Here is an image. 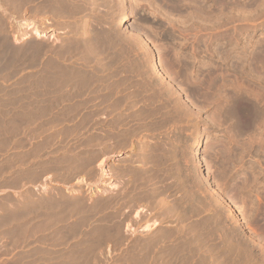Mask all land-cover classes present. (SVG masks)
Masks as SVG:
<instances>
[{
    "label": "rangeland",
    "instance_id": "rangeland-1",
    "mask_svg": "<svg viewBox=\"0 0 264 264\" xmlns=\"http://www.w3.org/2000/svg\"><path fill=\"white\" fill-rule=\"evenodd\" d=\"M60 2L0 0V264H264V0Z\"/></svg>",
    "mask_w": 264,
    "mask_h": 264
},
{
    "label": "bare ground",
    "instance_id": "bare-ground-1",
    "mask_svg": "<svg viewBox=\"0 0 264 264\" xmlns=\"http://www.w3.org/2000/svg\"><path fill=\"white\" fill-rule=\"evenodd\" d=\"M60 1H62V0H60ZM72 1H73V0H72ZM76 1H77V0H76ZM76 1L74 0L75 3H76ZM93 1H95V0H92V2H93ZM184 1H185V0H184ZM191 1H192V0H190V3H191ZM63 2H64V1H63ZM188 2H189V1H188ZM193 2H194V1H193ZM49 3H50V2H49ZM49 3H48V1H47V4H49ZM61 3H62V2H60V4H61ZM65 3H67L66 0H65ZM65 3H64V4H65ZM71 3H72V2H71ZM86 3H87V2H86ZM64 4L62 3L61 5L64 6ZM90 4H91V3H90ZM93 4L96 5L95 2H94ZM185 4H188V3H184V5H185ZM45 5H46V3H45ZM61 5H60V6H61ZM67 5L70 6V5H69V1H68V4H67ZM46 6H47V5H46ZM71 6H72V5H71ZM73 6H75L74 3H73ZM77 6H78V5H77ZM43 7H44V6H43ZM179 7H180V5H179ZM185 7H186V5H185ZM188 7H189V5H188ZM188 7H187V8H188ZM190 7H191V6H190ZM190 7H189V8H190ZM47 8H49V5H48ZM50 8H52V7H50ZM61 8H63V7H61ZM65 8H66V6H64V10H65ZM78 8H79V6H78ZM86 8H87V7H86ZM93 8H94V7H92V9H93ZM200 8H201V7H200ZM68 9L70 10L71 7H70V8L68 7ZM88 9H89V8H88ZM88 9H87V10H88ZM201 9H202V8H201ZM58 10H59V9H58ZM69 10H68V11H69ZM71 10H72V9H71ZM71 10H70V11H71ZM74 10H75V9H74ZM78 10L81 11L82 9H81V10L78 9ZM78 10H76V12H77ZM83 10H84V9H83ZM85 10H86V9H85ZM198 10H199V9H198ZM53 11L55 12L54 9L52 10V12H53ZM60 11H62V10H60ZM193 11H194V10L192 9V10L190 11V13H191V12L194 13ZM195 11H196V9H195ZM200 11H201V10H200ZM58 12H59V11H58ZM65 12H66V11H65ZM71 12H72V11H71ZM71 12H70V14H71ZM76 12H75V13H76ZM196 12H197V11H196ZM196 12H195V13H196ZM201 12H202V11H201ZM201 12H200V13H201ZM203 12H204V10H203ZM61 13H62V12H61ZM67 13H68V12H67ZM73 13H74V11H73ZM197 13L199 14V12H197ZM59 14H60V13H59ZM70 14H68V15H70ZM192 15H193V14H192ZM61 16L63 17V15H61ZM72 16H73V15H72ZM74 16H75V15H74ZM74 16H73V18H74ZM69 17H71V16H69ZM74 19H75V18H74ZM126 19H127V17H125L123 21H125ZM66 20H68V19L66 18ZM78 21H79V20H78ZM91 21H92V20H91ZM73 23H74V22H73ZM85 23H87V22H85ZM77 24H79V23H77ZM83 24H84V23H83ZM89 24H91V23H89ZM80 25H81V24H80ZM85 25H86V24H85ZM25 26H27V24H26ZM82 26H83V25H82ZM28 27H29V26H28ZM75 27H76V25H75ZM80 27H81V26H78L79 29L82 28V27H81V28H80ZM87 27H88V26H87ZM33 28H35V26H34ZM78 28H76V29H78ZM84 28H85V27H84ZM36 29H37V28H36ZM76 29H75V30H76ZM79 29H78V30H79ZM75 30H73V32H74ZM82 30H83V29H82ZM84 30H85V29H84ZM84 30H83V31H84ZM87 30H88V29H87ZM87 30H86V31H87ZM89 30H90V29H89ZM36 31H38V30H36ZM38 32H39V31H38ZM76 32H77V31H76ZM84 32H85V31H84ZM88 32H89V31H88ZM77 33H78V32H77ZM74 34H75V33H74ZM83 34H84V33H83ZM86 34H87V33H86ZM88 34H89V33H88ZM81 35H82V32H81ZM81 35H80V36H81ZM75 36H76V34H75ZM75 36L73 37V38H74V41H75ZM77 36H78V35H77ZM83 36H84V35H83ZM89 37H90V36H89ZM92 37H93V35H92ZM92 37H91V38H92ZM95 37H96V36H95ZM222 37H223V36H222ZM225 37H227V36L225 35ZM76 38H77V37H76ZM91 38H90V40H89L90 42H92V41H91ZM93 38H94V37H93ZM219 38H220V37H219ZM223 38H224V37H223ZM225 39H226V38H225ZM225 39H224V40H225ZM229 39H230V38H229ZM67 40H68V39H67ZM72 40H73V39H72ZM221 40H222V38H221ZM93 41H94V40H93ZM95 41H96V38H95ZM68 42H69V41H68ZM68 42H67V43H68ZM87 42H88V41H87ZM223 42H224V41H223ZM40 43H41V42H40ZM69 43H70V42H69ZM77 43H81V41H80V42L77 41ZM82 44H83V43H82ZM84 44H85L86 47H87L88 44H86V42H85ZM84 44H83V45H84ZM94 44H95V43H94ZM38 45H39V44H38ZM69 45H70V44H69ZM71 45H72V43H71ZM71 45H70V46H71ZM73 45H75V44L73 43ZM73 45H72V46H73ZM76 45H77V44H76ZM85 45H84V46L81 45V46H82V47H85ZM90 45H91V44H90ZM90 45H89V47H90ZM92 45H93V44H92ZM33 46H34V45H33ZM79 46H80V45H79ZM95 46H96V45H95ZM36 47H37V46H36ZM38 47H39V46H38ZM38 47H37V48H38ZM65 47H66V46H65ZM93 47H94V45H93ZM43 48H44V43L42 42V44L40 45V49H43ZM47 48H48V46H47ZM49 48H50V47H49ZM67 48H68V46H67ZM80 48H81V47H80ZM80 48H79V49H80ZM38 49H39V48H38ZM51 49H52V48H51ZM51 49H49V50H51ZM68 49H69V48H68ZM73 49L75 50L76 48L73 47ZM73 49H71V50H73ZM95 49H96V48H95ZM34 50H35V49H34ZM43 50H44V49H43ZM53 50H54V49H53ZM53 50H52V51H53ZM55 50H56V49H55ZM64 50H66V49H64ZM71 50H69V52H70ZM80 50H81V49H80ZM37 51H38V50H37ZM41 51H42V50H41ZM45 51H46V50H45ZM57 51H59V50H57ZM62 51H63V49H62ZM66 51H67V50H66ZM76 51H77V50H76ZM76 51H75V52H76ZM153 51H154V50H152V49H150V48H149V50H148L149 55H150V58H151V62H152V67H153L155 73H153L152 71H151V72L153 73V75H155V74L157 73V74H158L159 76H161L162 78H163V77L165 78V77L167 76V75L165 74L166 72L163 71V68H161V66L159 65V64H161L160 62H156V61H154V54H153L154 52H153ZM53 52H54V51H53ZM71 52H72V51H71ZM71 52H70V54H71ZM36 53H37V52H36ZM38 53H39V52H38ZM41 53H42V52H41ZM47 53H48V50H47ZM50 53H51V52H50ZM64 53H65V51H64ZM79 53H80V52H79ZM53 54H54V53H53ZM56 54H58V52H57ZM59 54H61L60 51H59ZM73 54H74V53H73ZM36 55H37V54H36ZM43 55H44V54H43ZM74 55H75V54H74ZM39 56H40V55H39ZM61 56H62V55H61ZM58 57H59V56H58ZM62 57H63V56H62ZM62 57H61V58H62ZM156 57H157V56H156ZM148 58H149V57H148ZM150 58H149V59H150ZM149 59H148V60H149ZM158 61H159V60H158ZM39 62H40V61H39ZM149 62H150V60H149ZM36 63H38V62H36ZM47 63H48V62H47ZM158 63H159V64H158ZM162 63H163V62H162ZM33 64H34V63H33ZM39 64H40V63H39ZM45 64H46V62H45ZM131 64L134 65L133 63H131ZM131 64H130V65H131ZM148 64H149V63H148ZM148 64H147V67L149 68ZM165 64H166V63H165ZM165 64H164V66H165ZM34 65H35V64H34ZM43 65H44V64H43ZM49 65H50V64H49ZM132 65H131V66H132ZM135 65L137 66V64H135ZM139 65H141V64H139ZM139 65H138V66H139ZM149 65H150V64H149ZM161 65H162V64H161ZM35 66H36V65H35ZM37 66H38V65H37ZM37 66H36V67H37ZM45 66H47V65H45ZM50 66H51V65H50ZM50 66H49V67H50ZM128 66H129V65H128ZM142 66H143V65H142ZM164 66H163V67H164ZM188 66H189V65H188ZM129 67H130V66H129ZM133 67L135 68V66H133ZM139 67H140V66H139ZM152 67H151V68H152ZM165 67H166V66H165ZM168 67H169V66H168ZM43 68H45V67H43ZM185 68H186V66H185ZM189 68H190V67H188V69H189ZM191 68H192V67H191ZM47 69H48V67H47ZM135 69H136V68H135ZM135 69H132V70L135 71ZM166 69H168V68L166 67ZM186 69H187V68H186ZM42 70H43V69H42ZM49 70H50V69H49ZM138 70H139V69H138ZM151 70H152V69H151ZM168 71H169V69H168ZM168 71H167V72H168ZM42 72H44V70H43ZM136 72H137V71H136ZM45 73H46V72H45ZM50 74H51V73H50ZM50 74H49V76H50ZM138 74H139V73H138ZM157 74H156V75H157ZM42 75H43V74H42ZM135 75H136V73H135ZM153 75H151V77H152ZM156 75H155V76H156ZM40 76H41V75H40ZM136 76H137V75H136ZM155 76H154V77H155ZM159 76H158V77H159ZM43 77H44V76H43ZM47 77H48V74H47ZM129 77H130V76H129ZM154 77H153V79H155ZM156 77H157V76H156ZM158 77H157V78H158ZM167 78H170V77H167ZM44 79H45V78H44ZM123 79H125V77H124ZM143 79H144V78H143ZM159 79H160V78H159ZM45 80L48 81V79H45ZM128 80H129V79H128ZM128 80H127V81H128ZM140 80H141V79H140ZM144 80H146V79H144ZM151 80H152V79H151ZM162 80H163V79H162ZM167 80H173V78H170V79H167ZM102 81H103V80H102ZM102 81H101V82H102ZM121 81H122V80H121ZM121 81L119 80V82H121ZM123 81H124V80H123ZM125 81H126V80H125ZM160 81H161V80H160ZM173 81H174V80H173ZM173 81H172L171 83H173ZM36 82H37V81H36ZM44 82L46 83V81H44ZM119 82H118V83H119ZM130 82H132V81H129V84H131ZM148 82H149V81H148ZM222 82H223V81H222ZM45 83H44V84H45ZM47 83H48V82H47ZM89 83H91V82L89 81ZM106 83H107V82H106ZM116 83H117V82H116ZM121 83H122V82H121ZM125 83H126V82H125ZM127 83H128V82H127ZM140 83L142 84V83H146V82H145V81H144V82H143V81H142V82L140 81ZM150 83H151V82H150ZM150 83H149V84H150ZM154 83H155V82H154ZM158 83H159V82H157V84H158ZM171 83H170V84H171ZM195 83H196V82H195ZM38 84H39V83H38ZM38 84H37V85H38ZM100 84H101V83H100ZM102 84H103V83H102ZM123 84H124V83H123ZM133 84H134V83H133ZM141 84H137V86H138V85H141ZM151 84H152V83H151ZM157 84H156V85H157ZM174 84H176V83L174 82ZM192 84H193V81H192ZM201 84H202V83H201ZM217 84H220V83H217ZM217 84H216V85H217ZM222 84H223V83H222ZM35 85H36V84H35ZM37 85H36V86H37ZM46 85H47V84H46ZM104 85H105V83H104ZM116 85H117V84H116ZM124 85H127V84H124ZM144 85H145V84H144ZM147 85H148V84H147ZM147 85H146V86H147ZM166 85H167V84H166ZM168 85H169V82H168ZM99 86H100V85H99ZM101 86H102V85H101ZM108 86H109V84H108ZM119 86H120V85H119ZM122 86H123V85H122ZM132 86H133V85H132ZM134 86H135V85H134ZM142 86H143V85H142ZM176 86H177V84H176ZM40 87H41V84H40ZM106 87H107V85H106ZM110 87H111V86H110ZM115 87H116V86H115ZM120 87H121V86H120ZM123 87H124V86H123ZM123 87H122V88H123ZM126 87H128V86H126ZM148 87H149V86H148ZM170 87H171V89L173 88V86H171V85H170ZM174 87H175V86H174ZM177 87H178V86H177ZM38 88H39V86H38ZM42 88H43V87H42ZM42 88H41V89H42ZM46 88H47V87H46ZM48 88H49V87H48ZM103 88H104V86H103ZM128 88H129V87H128ZM130 88H131V85H130ZM130 88H129V89H130ZM132 88H133V87H132ZM139 88H140V87H139ZM139 88H138V89H139ZM36 89H37V88H36ZM39 89H40V88H39ZM41 89H40V90H41ZM110 89H111V88H110ZM123 89H124V88H123ZM143 89H144V88H143ZM37 90H38V89H37ZM49 90H50V89H49ZM111 90H112V89H111ZM132 90H133V89H132ZM135 90H136V88H135ZM139 90H140V89H139ZM174 90H176V89H174ZM42 91H43V90H42ZM42 91H41V93H42ZM45 91H46V90H45ZM45 91H44L43 93L46 94V92H47L48 90H47L46 92H45ZM100 91H102V90H100ZM133 91H134V90H133ZM169 91H170V90H169ZM172 91H173V89H172ZM172 91H170V92H172ZM36 92H37V91H36ZM50 92H51V91H50ZM122 92H123V91H122ZM140 92H141V91H140ZM140 92H136V93L134 92V93L137 94V93H140ZM144 92H145V91H144ZM155 92H156V91H155ZM173 92H174V91H173ZM119 93H120V91H119ZM130 93H132V92H130ZM130 93H129L128 95H130ZM134 93H133V95H134ZM37 94H39V93H37ZM47 94L49 95L48 92H47ZM105 94H106V93H105ZM122 94H123V93H122ZM140 94H141V93H140ZM145 94H146V93H145ZM151 94H152V93H151ZM172 94H174V93H172ZM41 95H42V94H41ZM131 95H132V94H131ZM133 95H132V96H133ZM165 95H167V94H165ZM43 96H44V94H43ZM123 96H124V94H123ZM123 96H120V98H122ZM125 96H127V95L125 94ZM125 96H124V97H125ZM132 96H131V97H132ZM135 96H138V97H139L138 94L135 95ZM145 96H146V95H145ZM39 97H41V96L39 95ZM39 97H38V98H39ZM142 97H143V95H142ZM142 97H141V98H142ZM149 97H151V96H149ZM153 97L155 98L156 96H153ZM170 97H171V96H170ZM128 98H129V96L126 97V99H125V98H124V99L122 98V99L125 101V100H127ZM133 98H135V97L133 96ZM139 98H140V97H139ZM139 98H137V99H139ZM141 98H140L139 100H141ZM145 98H146V97H145ZM145 98H144V99H145ZM154 98H153V99H154ZM156 98H157V97H156ZM137 99H136V100H137ZM142 99H143V98H142ZM151 99H152V97H151ZM170 99H171V98H170ZM37 100H38V99H37ZM120 100H121V99H120ZM120 100H119V102H121ZM123 100H122V101H123ZM130 100H131V99H130ZM133 100H134V99H132V101H133ZM147 100H148V99H147ZM149 100H150V99H149ZM124 101H123V102H124ZM127 101H128V100H127ZM127 101H125V102H127ZM155 101H157V100H155ZM159 101H160V100H159ZM38 102H39V101H38ZM50 102H51V101H50ZM151 102H152V101H151ZM157 102H158V101H157ZM40 103H42V102L40 101ZM52 103H53V102H52ZM153 103H155V102L153 101ZM42 104H43V103H42ZM44 104H45V103H44ZM54 104H55V103H54ZM56 104H58V103H56ZM120 104H121V103H120ZM49 105H50V104H49ZM52 105H53V104H52ZM117 119H118V118H117ZM122 122H123V121H122ZM122 122H121V123H122ZM117 123H118V122H117ZM115 124H116V123H115ZM118 124H119V123H118ZM118 124H116V125H118ZM121 125H122V124H121ZM121 125H120V126H121ZM125 126H126V125H125ZM129 126H130V125H128V127H129ZM119 128H121V127H119ZM124 128H125V127H124ZM124 128H123V129H124ZM126 128H127V127H126ZM129 128H130V127H129ZM129 128H128V129H129ZM132 129H133V128H132ZM109 130H110V128H109ZM133 130H134V129H133ZM130 131H131V130H130ZM115 132H116V130H115ZM120 132H121V131H120ZM113 133H114V130H113ZM117 133H118V132H117ZM122 133H124V132L122 131ZM122 133H121V135H122ZM130 133H131V132H130ZM130 133H127V134H130ZM125 134H126V133H124V135H125ZM131 135H132V134H131ZM116 137H117V136H116ZM120 137H126V136H120ZM129 137H130V135H129ZM131 138H132V137H131ZM125 139H126V138H125ZM127 139H128V138H127ZM132 139H134V138H132ZM132 139H131V140H132ZM132 141H133V140H132ZM126 142H127V141H126ZM129 142H130V141H129ZM133 142H134V141H133ZM148 144H149V143H148ZM133 145H134V144H133ZM148 146H149V145H148ZM149 147H150V146H149ZM144 155H145V154H144ZM146 155H147V154H146ZM144 163H145V162H144ZM54 167H56V166L54 165ZM105 168H106V167H105ZM107 170H108V169H107ZM101 172H102V171H101ZM117 173H118V171H117ZM119 173H120V172H119ZM105 174H106V173H105ZM120 174H121V173H120ZM108 175H109V174H108ZM101 176H103V175L101 174ZM104 177H105V176H104ZM106 177H107V176H106ZM100 178H102V177H100ZM100 182H101V181H100ZM111 185H112V184H111ZM112 187H113V186H112ZM116 187H117V186H116ZM111 189H112V188H111ZM113 189H114V188H113ZM113 189H112V190H113ZM117 189H118V188H117ZM114 190H115V189H114ZM124 190H125V189H124ZM45 191H46V190H45ZM99 191H100V190H99ZM94 192H95V191H94ZM122 192H123V191H122ZM126 192H127V191H126ZM126 192H125V194H124V193H122V194H123V195H126ZM96 193H97V192H96ZM116 193H117V192H116ZM60 194H61V193H60ZM60 194H58V195L60 196ZM118 194H119V192H118ZM115 195H116V194H115ZM120 195H121V194H120ZM55 197H56V196H55ZM55 197H53V198H55ZM117 197H120V196L117 195ZM117 197H116V198H117ZM122 197H123V196H122ZM124 197H126V196H124ZM53 198H52V200H54ZM114 199H115V196H114ZM121 199H122V198H121ZM124 199H125V198H124ZM52 200H51V201H52ZM76 200H77V199H76ZM118 200H119V199H118ZM118 200H117V201H118ZM227 200H228V199H227ZM64 201H65V200H64ZM64 201H63V203H64ZM69 201H70V200H69ZM69 201H67V202L69 203ZM56 202H57V201H56ZM75 202H76V201H75ZM77 202H78V201H77ZM60 203H61V202H60ZM65 203H66V201H65ZM73 203H74V202H73ZM224 203H225V202H224ZM57 205H59V204L57 203L55 206H57ZM62 205H63V204H62ZM65 205H66V204H65ZM225 205H226V207L229 209L232 218L235 219L237 222L240 221V220H239V219H240V218H239V212H238L237 208L235 207V205H232L230 202H226ZM63 206H64V205H63ZM53 207H54V206H53ZM58 207H59V206H57V208H58ZM61 207H62V206H61ZM61 207H60V208H61ZM63 208H65V207H63ZM49 209H50V208H49ZM75 209H76V208H75ZM50 210H51V209H50ZM50 210H49V211H50ZM53 210H54V209L52 208V212H53ZM57 210H59V209H57ZM57 210H56V211H57ZM65 212H66V210H65ZM53 213H54V212H53ZM58 213H59V212H58ZM58 213H57V214H58ZM62 213H63V211H62ZM53 215L56 216L55 214H53ZM59 215L61 216L60 213H59ZM71 215H72V214H71ZM61 218H62V216H61ZM241 222H242V221H241ZM216 223H217V222H216ZM219 223H220V222H219ZM185 224H187V223H185ZM185 224H184V225H185ZM149 225H150V224H149ZM184 225H183V226H184ZM188 225H189V224H188ZM118 227H119V224H118L117 228H118ZM144 228H145V227H144ZM145 229H147V227H146ZM148 229H150V228H148ZM85 230H86V229H85ZM82 234H83V232H82ZM118 234H119V233H117V235H118ZM112 235L114 236V234H112ZM124 235H125V234H124ZM109 236H110V239H111V235H109ZM113 236H112V237H113ZM118 236H119V235H118ZM121 236H122V235H120V237H121ZM125 236H126V235H125ZM125 236L121 237L120 240H122V241L124 240V241H125V240H126ZM164 236H165V235H164ZM164 236L161 235V237L158 236L157 238L155 237L156 239H154V240L152 239V240H153L154 243H156V244H157V243H164V242H165V238H164ZM114 237H116V234H115ZM126 237H128V236H126ZM148 237H149V236H148ZM153 237H154V236H153ZM165 237H167V236H165ZM173 237H174V236H173ZM182 237H183V236H182ZM182 237L180 236V238H182ZM93 238H94V237H93ZM108 238H109V237H108ZM139 238H140V237H138V239H139ZM171 238H172V237H171ZM174 238H176V237H174ZM178 238H179V237H177V239H178ZM180 238H179V240H180ZM183 238H184V237H183ZM183 238H182V239H183ZM97 239H98V238H97ZM100 239H101V238H100ZM104 239H105V238H104ZM110 239H109V240H110ZM112 239H113V238H112ZM115 239H116V238H115ZM117 239H119V238L117 237ZM128 239H130V238H128ZM135 239H136V238H135ZM138 239H137V240H138ZM166 239H167V238H166ZM94 240L97 241L96 239H94ZM98 240H99V239H98ZM102 240H103V239H102ZM149 240H150V239H149ZM171 240H172V239H171ZM171 240L169 239V241H171ZM185 240H186V239H185ZM188 240H189V239H188ZM193 240H194V239H193ZM241 240H242V239H241ZM241 240H240V242H241ZM106 241H107V239H106ZM106 241H105V242H106ZM113 241H114V240H113ZM118 241H119V240H118ZM124 241H123V243H124ZM131 241H132V240H131ZM131 241H127V242L129 243V242H131ZM139 241H140V240H139ZM139 241H138V243H139ZM150 241H151V240H150ZM153 241H151V242H153ZM166 241H167V240H166ZM169 241H168V242H169ZM194 241H195V240H194ZM238 241H239V240H238ZM238 241H237V242H238ZM246 241H247V240H246ZM76 242H77V241H76ZM100 242H102V241L100 240ZM107 242H108V241H107ZM116 242H117V241H116ZM144 242H145V241H144ZM172 242L175 243L174 241H172ZM177 242H179V241H176L175 244H177ZM242 242H243V241H242ZM242 242H241V243H242ZM244 242H245V241H244ZM97 243H98V241H97ZM103 243H104V241H103ZM113 243H114V242H113ZM121 243H122V242H120L119 244L121 245ZM140 243H141V242H140ZM170 243H171V242H170ZM170 243H169V244H170ZM192 243H193V242H192ZM197 243H198V242H197ZM199 243H201V242H199ZM199 243H198V244H199ZM233 243H234V242H233ZM238 243H239V242H238ZM247 243H248V242H247ZM247 243H246V244H247ZM249 243H250V242H249ZM95 244H96V242H95ZM100 244H101V243H100ZM109 244H110V243H109ZM116 244H117V243H116ZM124 244H126V243H124ZM144 244H146V243H144ZM149 244H150V243H149ZM169 244H168V245H169ZM178 244H179V243H178ZM180 244H181V243H180ZM202 244H203V243H202ZM230 244H231V242H230ZM242 244H244V243H242ZM250 244H252V243H250ZM250 244H249V245H250ZM105 245H106V244H105ZM114 245H115V244H114ZM128 245H129V244H128ZM134 245H135V244H134ZM151 245H154V246H155V244H153V243H152ZM212 245H213V244H212ZM239 245H241V244H239ZM249 245H248V246L246 245V246L249 247ZM95 246H97V245H95ZM101 246H103V244H102ZM118 246H119V245H118ZM135 246H136V245H135ZM140 246H141V245H140ZM145 246H146V245H145ZM154 246H153V247H154ZM159 246H160V245H159ZM161 246H163V245H161ZM161 246H160V247H161ZM166 246H167V245H166ZM174 246H175V245H174ZM174 246H173V247H174ZM189 246H190V245H189ZM189 246H188V248H190ZM213 246H214V245H213ZM97 247H98V246H97ZM99 247H100V246H99ZM99 247H98V248H99ZM109 247H110V246H109ZM132 247H133V246H132ZM142 247H144V245H143ZM163 247H164V246H163ZM163 247H162V248H163ZM173 247H172V248H173ZM177 247H178V246H177ZM182 247H184V243H183V246H182ZM185 247H186V246H185ZM94 248H95V247H94ZM103 248L105 249V247H103ZM103 248H102L101 250H104ZM134 248H135V247H133L132 249L134 250ZM150 248H151V247H150ZM166 248H167V247H166ZM213 248L215 249V247H213ZM216 248H217V247H216ZM228 248H229V247H228ZM106 249H107V248H106ZM138 249H139V248H138ZM140 249H142V248L140 247ZM140 249H139V251H140ZM147 249H148V248H147ZM157 249L160 250L161 248H160V249L157 248ZM167 249H168V248H167ZM169 249H171V248H169ZM169 249H168V250H169ZM175 249H176V248H174V250H175ZM179 249H180V247H179ZM183 249H185V248H183ZM192 249H193V247H192ZM220 249H221V247H220ZM220 249H218V251H219ZM245 249H246V248H245ZM247 249H248V248H247ZM253 249H254V248H253ZM91 250H92V248H91ZM110 250H111V249H110ZM110 250H109V252H110ZM112 250H113V249H112ZM133 250H132V251H133ZM148 250H149V249H148ZM148 250H147V251H148ZM150 250H151V249H150ZM150 250H149V253L146 254V257H145V258H142V259H144L142 264H148V263H149V264H162V263L159 261V258L161 257V260H163L165 255H164L163 258H162V253H161V256H159V255L157 256V255H156L157 252L155 253L153 250H152V252H150ZM155 250H156V249H155ZM158 250H157V251H158ZM162 250H164V249H162ZM174 250L171 251V252L174 253ZM185 250H186V252H187V250L189 251V249H185ZM185 250H182V251L185 252ZM194 250H195V247H194L193 251H194ZM203 250H204V249H203ZM207 250H208V249H207ZM207 250H205V251L207 252ZM210 250H211V249H209V251H210ZM229 250L232 252V249H231V248L228 249V251H229ZM234 250H235V249H234ZM234 250H233V251H234ZM239 250H241V249H239ZM250 250H252V249H250ZM107 251H108V250H107ZM136 251H137V250H136ZM139 251H138V252H139ZM143 251H144V250H143ZM147 251H146V253H147ZM176 251H179V250L176 249ZM182 251H180V253H181ZM190 251H191V250H190ZM197 251H198V250H196V252H194V253L197 254ZM201 251H202V249H201ZM205 251H202V252H205ZM209 251H208V252H209ZM215 251H216V249H215ZM218 251H217V252H218ZM230 251H229V253H230ZM235 251H236V250H235ZM245 251H246V250H245ZM112 252H113V251H112ZM126 252H127V254H126V253H125V254L128 256V254H129V253H128V250H127ZM129 252H130V251H129ZM133 252H134V251H133ZM138 252H136V254H133V255H135V256L138 255V254H139ZM159 252H160V251H159ZM164 252H166V251H164ZM164 252H163V253H164ZM168 252H169V251H168ZM199 252H200V250H199ZM199 252H198V253H199ZM206 252H205V253H206ZM208 252H207V253H208ZM211 252H212V251H211ZM222 252H225V251L222 250ZM222 252H221V253H222ZM226 252H227V251H226ZM236 252L238 253V254L236 253L237 256H238V255H239V251H236ZM241 252H242V251H241ZM243 252H244V251H243ZM249 252H250V251H249ZM249 252L246 251V252H244V253H246L247 255H249V256L252 257V256L254 255V252H253V253H249ZM99 253H100V252H99ZM101 253H102V251H101ZM175 253H176V252H175ZM175 253H174V254H175ZM180 253H179V254H180ZM187 253H189V252H187ZM187 253H186V254H187ZM194 253H193V254H194ZM218 253H219V252H218ZM227 253H228V252H227ZM227 253H226V254H227ZM244 253H243V254H244ZM105 254H106V253H105ZM108 254H109V253H108ZM119 254H120V253H119ZM125 254H124V255H125ZM141 254H142V253H141ZM159 254H160V253H159ZM165 254H167V252H166ZM177 254H178V253H177ZM181 254H182V253H181ZM186 254H185V255H186ZM193 254H192V255H193ZM226 254H225V255H226ZM231 254H232V253H231ZM231 254H230V255H231ZM236 254H235V256H236ZM97 255H98V253H97ZM102 255H103V254H101V256H102ZM110 255H111V254H110ZM110 255H109V256H110ZM116 255H117V254H116ZM168 255H169L168 258L171 257V256H170L171 254H168ZM175 255H176V254H175ZM198 255H200V254H198ZM211 255H214V253H212ZM221 255H222V254H221ZM221 255H220V256H221ZM228 255H229V254H227V257H228ZM244 255H245V254H244ZM256 255H257V254H256ZM258 255H259V254H258ZM258 255H257V257H258ZM98 256H99V255H98ZM142 256H143V254L141 255V257H142ZM173 256H174V255H172V257H173ZM176 256H177V255H176ZM176 256H174V257L176 258ZM183 256H184V255H183ZM183 256H181V257L183 258ZM190 256H191V255H190ZM217 256H218V255H217ZM220 256H219V258H220ZM223 256H224V255H223ZM232 256H233V255H232ZM235 256H233V257H235ZM254 256H255V255H254ZM114 257H117V256H114ZM114 257H113V259H114ZM125 257H126V256H125ZM128 257H129V256H128ZM131 257H132V256H131ZM138 257H139V256H138ZM138 257H137V258H138ZM143 257H144V256H143ZM178 257H180V256H178ZM181 257H180V259L182 260ZM185 257H186V256H185ZM193 257H194V255H193ZM213 257H214V256H213ZM221 257H222V256H221ZM240 257H241V256H240ZM244 257H245V256H244ZM255 257H256V256H255ZM97 258H98V257H97ZM102 258H105V257L102 256ZM102 258H101V262H102ZM121 258H122V257H121ZM123 258H124V257H123ZM126 258H127V257H126ZM126 258H125V259H126ZM129 258H130V257H129ZM166 258H167V257H166ZM196 258H197V257H196ZM196 258H194V259H196ZM198 258H199V256H198ZM200 258H201V256H200ZM202 258H203V257H202ZM202 258H201V259H202ZM214 258H216V256H215ZM222 258H224V257H222ZM252 258H253V257H252ZM99 259H100V258H99ZM99 259L97 260L98 262H100ZM106 259H107V257H106ZM109 259H110V258H109ZM111 259H112V258H111ZM127 259H128V258H127ZM132 259H133V258H132ZM169 259L171 260V258H169ZM172 259H173V258H172ZM178 259H179V258L173 260V261L175 262V264H176V262H178L179 264H180V263L182 264L183 261H182V262H179V261H177ZM180 259H179V260H180ZM186 259H188V258H186ZM228 259H229V257H228ZM231 259H232V258H231ZM250 259H251V258H250ZM254 259H255V258H254ZM104 260H105V259H104ZM116 260H117V259H116ZM116 260H115L114 262H116ZM137 260H138V259H137ZM165 260H166V259H165ZM167 260H168V259H167ZM181 260H180V261H181ZM183 260H184V259H183ZM190 260H192V259H190ZM213 260H214V259H213ZM223 260H224V259H223ZM105 261H106V260H105ZM105 261H103V262H105ZM107 261H108V260H107ZM109 261H110V260H109ZM125 261H126V260H125ZM132 261H133V260H132ZM134 261H135V259H134ZM163 261H164V260H163ZM185 261H186V260H185ZM185 261H184V263H185ZM192 261L195 262L196 260H195V261L192 260ZM199 261H200V260H199ZM199 261H198V262H199ZM204 261H206V260H204ZM204 261H202V262H204ZM214 261H215V260H214ZM221 261H222V259H221ZM224 261H225V260H224ZM227 261H228V260H227ZM227 261H225L224 264H226ZM98 262H97V263H98ZM110 262H111V261H110ZM119 262H120V259H119ZM127 262L130 263L129 261H127ZM140 262H141V261H140ZM140 262H139V263H140ZM167 262H168V261H167ZM170 262H171V261H170ZM187 262H188V261H187ZM189 262H191V261H189ZM198 262L196 261V263H198ZM202 262H201V263H202ZM207 262H208V261H206V263H207ZM218 262H219V261H218ZM112 263H113V262H112ZM117 263H118V262H117ZM120 263H121V262H120ZM131 263H132V262H131ZM191 263H192V262H191ZM100 264H101V263H100ZM108 264H109V263H108ZM121 264H126V262H125V263L123 262V263H121ZM137 264H138V263H137ZM164 264H165V263H164ZM167 264H168V263H167ZM169 264H170V263H169ZM172 264H173V263H172ZM186 264H187V263H186ZM219 264H220V263H219ZM221 264H222V263H221Z\"/></svg>",
    "mask_w": 264,
    "mask_h": 264
}]
</instances>
